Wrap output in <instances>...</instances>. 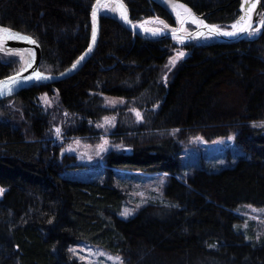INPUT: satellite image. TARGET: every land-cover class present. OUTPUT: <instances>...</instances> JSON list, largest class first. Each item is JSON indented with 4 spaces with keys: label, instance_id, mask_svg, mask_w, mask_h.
Masks as SVG:
<instances>
[{
    "label": "trees",
    "instance_id": "obj_1",
    "mask_svg": "<svg viewBox=\"0 0 264 264\" xmlns=\"http://www.w3.org/2000/svg\"><path fill=\"white\" fill-rule=\"evenodd\" d=\"M93 1L0 0V25L34 37L40 69L58 73L86 47ZM182 1L222 28L239 15V0ZM125 2L133 22L160 16L172 23L150 0ZM175 48L102 16L97 47L76 73L0 101V264H80L68 248L81 242L126 264H264V241H246L234 212L264 207V133L253 127L264 121V29L254 40L181 46L188 54L164 81ZM18 69L17 56L0 57V78ZM43 93H55L76 119L67 135L95 134L93 123L111 112L106 97L145 111L130 128L136 135L123 137L130 151L105 155L102 181L65 175L82 166L49 137V117L38 105ZM230 134L244 155L235 165L178 178L180 141ZM119 171L167 173L165 201L119 217Z\"/></svg>",
    "mask_w": 264,
    "mask_h": 264
},
{
    "label": "rangeland",
    "instance_id": "obj_2",
    "mask_svg": "<svg viewBox=\"0 0 264 264\" xmlns=\"http://www.w3.org/2000/svg\"><path fill=\"white\" fill-rule=\"evenodd\" d=\"M145 19L138 22L143 25H150L151 22H145ZM188 28L190 27L188 26ZM180 52H183L184 55L177 59L174 65L170 64V58L176 57ZM0 53L4 54L0 56L1 59L17 56L20 68L22 61L19 55L2 49H0ZM187 54L188 51L181 48V46H177L172 50V55L162 68L164 81H167L175 67L184 60ZM38 105L42 112L49 117V137L61 146L60 151L62 154L72 155L74 162L82 166L66 171L65 175L89 180L102 181L105 166L104 157L110 151H130L131 147L123 140V137H134L136 132L131 131L130 128L143 123L145 120L144 110H139L132 105H128L125 109L121 108L124 105L122 100L106 97L104 105L111 112L106 113L97 122L93 123L95 134L85 136L67 135L69 128L76 124V119L62 110L57 95L55 93L50 96L44 93L39 95ZM137 113L140 114L139 118ZM259 123L256 122V124ZM119 126L130 130L118 131ZM258 128L264 133V127ZM58 129L59 131H57ZM175 132L177 130H171L166 132L165 135H174ZM179 144L182 147V152L180 154L181 172L178 178L182 180L197 169L216 172L231 167L244 156L235 142L234 134L212 140H206L200 135H195L187 137ZM113 177L124 195L121 210L118 214L121 218L125 219L133 216L145 206L165 201L163 191L168 184L169 176L167 173L119 171ZM1 194L2 192H0ZM125 210L128 212L126 216L122 215ZM234 212L240 218L238 227L244 234L246 241L254 244L263 242L264 207L241 205ZM68 251L71 257L80 264H118L117 257L122 261V264H126L120 255L110 253L102 247L88 242L70 245Z\"/></svg>",
    "mask_w": 264,
    "mask_h": 264
},
{
    "label": "water",
    "instance_id": "obj_3",
    "mask_svg": "<svg viewBox=\"0 0 264 264\" xmlns=\"http://www.w3.org/2000/svg\"><path fill=\"white\" fill-rule=\"evenodd\" d=\"M158 7L163 9L167 15L171 18L172 23H169L165 18L160 16H154L152 18H146L145 22L151 21L150 25H143L140 22H133L129 15V10L126 2L124 0H100V3L97 7V16H96V37L93 42L92 39V29H93V19H92V6L97 4V0H94L90 7L89 12V32H88V40L86 47L84 50L63 70L58 73H50L40 69V61H41V49L37 40L31 35L18 31L16 29L4 26L6 28L12 29L14 32L23 34L25 36L31 37L36 41L35 44L30 43L26 40L20 39H8L7 36H3L0 39V49L5 51L14 52L20 56L21 61L22 57L25 56L28 52L31 53V57L27 60L25 64H21L20 68L7 76L1 77L0 81L6 80L8 77L16 76L17 73H20L21 81L17 85H12V90L5 91L3 94H0V101L14 96L16 93L21 90L31 87V86H42V85H50L54 84L58 81H61L65 78L70 77L74 73H76L83 64L92 56L94 53L100 36V18L102 16H106L117 23H119L123 28L128 30L129 32L138 35L145 39H157V38H167L172 41L177 46H207L211 44H233L239 41H248L254 40L260 36L263 29L260 31H256L253 35H248L247 33H240L235 36H224V35H207V29L203 28L201 25L195 24L192 22L188 13H185L183 9L174 8L175 5L183 4L187 9L191 10V14L194 15L199 20H202L204 24L207 25H216L209 23L205 19V14L197 13L194 11L186 2L182 0H150ZM255 2L257 7L251 15V24L253 28H260V21L264 19V5L263 0H252ZM242 3H245L246 6H250L247 3V0H239V15L238 17L231 23H229L225 28L220 27L223 31H232L231 25L233 23H238L239 18L241 16H245L247 20V12L246 10H241ZM121 6H123L121 8ZM126 11L127 21L122 18L121 11ZM177 11H180L182 16L185 18L184 23H181L177 19ZM163 21V23H160ZM3 26V25H0ZM188 26H192V28H188ZM218 26V25H217ZM145 29H152L156 31L154 35L152 31H146ZM174 30L175 35L177 37H181V39L174 38ZM198 32H204L205 35L198 36ZM91 44V48L89 45ZM31 63V67H28V63ZM73 64L76 66L73 67ZM34 73H40L43 79H31V80H23V77H34Z\"/></svg>",
    "mask_w": 264,
    "mask_h": 264
},
{
    "label": "snow or ice",
    "instance_id": "obj_4",
    "mask_svg": "<svg viewBox=\"0 0 264 264\" xmlns=\"http://www.w3.org/2000/svg\"><path fill=\"white\" fill-rule=\"evenodd\" d=\"M100 3V0H97V4H94L92 6V19H93V29H92V39L93 42L95 41V37H96V16H97V7ZM247 3L250 4V6H246L245 3H242L241 5V10L244 11L246 10L247 12V20L245 18V16H241L239 18V22L238 23H233L231 25L232 31H223L219 26L217 25H207L204 24V22L202 20H199L198 18H196L194 15L191 14V10L187 9L186 6H184L183 4L180 5H175L174 8H179V9H183V11L185 13H188L189 17L191 18L192 22L198 25H201L203 28L207 29V35L208 36H212V35H224V36H235L238 35L240 33H247L248 35H253L256 31H260L261 29H264V19H262L260 21V28H253L252 24H251V15L253 14L254 10L256 9L257 5L255 2H252V0H247ZM123 6H121L122 8ZM121 16L123 19H125L127 21V14L126 11H121ZM177 19L178 21H180L181 23H184L185 18L182 16L180 11H177ZM160 23H163V21H160ZM146 31H152L153 34H156L155 30L152 29H145ZM7 36L8 39H20V40H26L30 43L35 44L36 41L33 40L31 37L25 36L23 34L14 32L12 29L6 28L4 26H0V39L3 38V36ZM198 36H202L205 35L204 32H198L197 33ZM174 38L176 39H181V37H177L175 35V30H174ZM89 48H91V44L89 45ZM184 53L180 52L177 54L176 57L170 58V64L174 65L176 60L179 59L181 56H183ZM28 67H31V63L29 62ZM76 65L73 64V67H75ZM43 79L45 77H42L40 73H34V77H23V80H31V79ZM22 82L21 78H20V73H17L16 76L13 77H8L6 80L4 81H0V94H3L5 91H11L12 85H17L18 83ZM137 117H140V114L137 113ZM253 127H264V121L260 122L259 124L254 123ZM59 131V129L57 130ZM229 139H231V137H229ZM0 192H3V189H0ZM122 215H128L127 210H125L124 213H122ZM116 261L118 262V264H122V261H120V259L117 257Z\"/></svg>",
    "mask_w": 264,
    "mask_h": 264
},
{
    "label": "bare ground",
    "instance_id": "obj_5",
    "mask_svg": "<svg viewBox=\"0 0 264 264\" xmlns=\"http://www.w3.org/2000/svg\"><path fill=\"white\" fill-rule=\"evenodd\" d=\"M30 57L31 53L28 52L25 56L22 57V63L25 64Z\"/></svg>",
    "mask_w": 264,
    "mask_h": 264
},
{
    "label": "flooded vegetation",
    "instance_id": "obj_6",
    "mask_svg": "<svg viewBox=\"0 0 264 264\" xmlns=\"http://www.w3.org/2000/svg\"><path fill=\"white\" fill-rule=\"evenodd\" d=\"M152 18V17H151Z\"/></svg>",
    "mask_w": 264,
    "mask_h": 264
}]
</instances>
